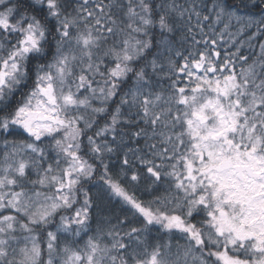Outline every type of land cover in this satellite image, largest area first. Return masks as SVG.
<instances>
[{
	"label": "snow or ice",
	"instance_id": "1",
	"mask_svg": "<svg viewBox=\"0 0 264 264\" xmlns=\"http://www.w3.org/2000/svg\"><path fill=\"white\" fill-rule=\"evenodd\" d=\"M0 264H264V0H0Z\"/></svg>",
	"mask_w": 264,
	"mask_h": 264
}]
</instances>
